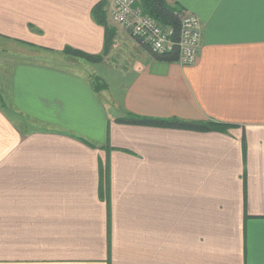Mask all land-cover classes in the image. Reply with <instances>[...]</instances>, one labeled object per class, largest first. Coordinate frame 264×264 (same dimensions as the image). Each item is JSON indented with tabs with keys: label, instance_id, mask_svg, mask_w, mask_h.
Instances as JSON below:
<instances>
[{
	"label": "crops",
	"instance_id": "crops-1",
	"mask_svg": "<svg viewBox=\"0 0 264 264\" xmlns=\"http://www.w3.org/2000/svg\"><path fill=\"white\" fill-rule=\"evenodd\" d=\"M100 1L0 0V264H264V0H166L185 66Z\"/></svg>",
	"mask_w": 264,
	"mask_h": 264
},
{
	"label": "built area",
	"instance_id": "built-area-1",
	"mask_svg": "<svg viewBox=\"0 0 264 264\" xmlns=\"http://www.w3.org/2000/svg\"><path fill=\"white\" fill-rule=\"evenodd\" d=\"M135 0H112L113 20L131 30L154 53L175 52L182 65L195 64L202 48V22L187 9L178 12L179 27L165 25L135 5Z\"/></svg>",
	"mask_w": 264,
	"mask_h": 264
},
{
	"label": "trees",
	"instance_id": "trees-1",
	"mask_svg": "<svg viewBox=\"0 0 264 264\" xmlns=\"http://www.w3.org/2000/svg\"><path fill=\"white\" fill-rule=\"evenodd\" d=\"M107 0H102L98 4H96L92 10L94 16L100 23L106 25L108 34L110 31V27L107 25L106 22V11L104 9ZM135 5H139L144 9V12L151 15L152 17L156 18L158 21L165 25H173L176 29L179 27V18L178 12L181 10L176 5L169 4L166 0H136ZM65 52L75 55L85 57L89 60H96L99 56L87 54L83 51L73 49L71 47H66ZM166 56L167 58H177L175 52H170ZM100 85V83L98 84ZM102 85H104L102 83ZM0 101L2 105H4L3 98L0 95ZM123 121L131 122V123H140V124H149V125H157V126H177V127H189L194 129H201V130H210L215 129L220 126L221 123L213 122L211 120L208 121H186L180 120L177 118L173 119H164V118H154L149 116H144L136 113H128V116L123 119ZM106 190H109L106 187ZM101 192L106 194L105 187H103V182L101 186Z\"/></svg>",
	"mask_w": 264,
	"mask_h": 264
}]
</instances>
